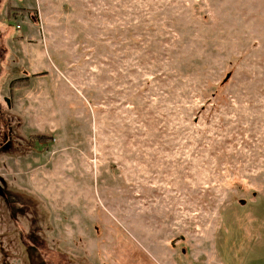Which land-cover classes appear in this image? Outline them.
I'll list each match as a JSON object with an SVG mask.
<instances>
[{
  "label": "rangeland",
  "instance_id": "obj_1",
  "mask_svg": "<svg viewBox=\"0 0 264 264\" xmlns=\"http://www.w3.org/2000/svg\"><path fill=\"white\" fill-rule=\"evenodd\" d=\"M0 264H264V0H0Z\"/></svg>",
  "mask_w": 264,
  "mask_h": 264
},
{
  "label": "trees",
  "instance_id": "obj_2",
  "mask_svg": "<svg viewBox=\"0 0 264 264\" xmlns=\"http://www.w3.org/2000/svg\"><path fill=\"white\" fill-rule=\"evenodd\" d=\"M14 200H15V198H14ZM29 237H30V236H29ZM25 239L29 242L28 244L25 243V241H24ZM22 240H23V243H24V246H25L26 251H27V249H29V251H34V252H36L35 250L37 249V246L35 245V244H36V240H35V238H33V237H30V238L25 237V238L22 239ZM27 253H28V251H27ZM28 257H29V256H28Z\"/></svg>",
  "mask_w": 264,
  "mask_h": 264
},
{
  "label": "built area",
  "instance_id": "obj_3",
  "mask_svg": "<svg viewBox=\"0 0 264 264\" xmlns=\"http://www.w3.org/2000/svg\"><path fill=\"white\" fill-rule=\"evenodd\" d=\"M18 27H19V25H18V26L16 25V28H17V29H18Z\"/></svg>",
  "mask_w": 264,
  "mask_h": 264
},
{
  "label": "water",
  "instance_id": "obj_4",
  "mask_svg": "<svg viewBox=\"0 0 264 264\" xmlns=\"http://www.w3.org/2000/svg\"><path fill=\"white\" fill-rule=\"evenodd\" d=\"M6 101H8V100L6 99Z\"/></svg>",
  "mask_w": 264,
  "mask_h": 264
},
{
  "label": "crops",
  "instance_id": "obj_5",
  "mask_svg": "<svg viewBox=\"0 0 264 264\" xmlns=\"http://www.w3.org/2000/svg\"><path fill=\"white\" fill-rule=\"evenodd\" d=\"M11 79V78H10Z\"/></svg>",
  "mask_w": 264,
  "mask_h": 264
}]
</instances>
